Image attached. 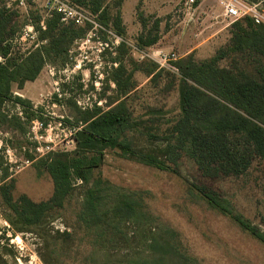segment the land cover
<instances>
[{
  "label": "rangeland",
  "instance_id": "374dc122",
  "mask_svg": "<svg viewBox=\"0 0 264 264\" xmlns=\"http://www.w3.org/2000/svg\"><path fill=\"white\" fill-rule=\"evenodd\" d=\"M124 1L108 0V14L104 18L80 7L98 27L94 29L92 24L76 27L82 30L81 38L73 43L65 61L47 65L57 70L80 66L73 76L62 77L61 89L67 93L63 96L66 105L63 113L69 118L68 125L83 128L84 115L97 109L108 111L121 102L131 117L130 123L136 125L126 132L124 141L132 143L133 148L143 154L165 162L176 173L144 165L117 148H108L103 152V162L95 170L94 179L141 195L147 213L156 219L152 253L156 257H169L167 264H264V245L242 230L233 218L212 208L196 190L205 187L215 191L229 202L234 215L264 232V159L254 161L252 167L238 177L206 178L198 171L195 158L188 151L180 153L168 149L169 143H175L172 129L182 114L181 76L176 63L189 56L201 63L210 61L220 49L227 52L233 24L226 20L218 0H197L196 16L190 21L175 11L163 18L145 15L141 1L137 7L140 33L129 35L122 16ZM8 3L9 0H0L1 7L14 8L8 7ZM42 5L28 1L29 18L38 39L37 28L45 30L41 22L45 24L53 17L47 16ZM117 17L121 21L120 31L115 27ZM132 21L130 18L129 23ZM25 23L22 17H13L9 23L8 36L13 40L8 59L21 61L29 51L35 50L33 43L20 40ZM209 23L226 26V29L206 41L210 35ZM169 30L171 34L159 40ZM140 37L143 41L154 37L158 41L142 46L138 43ZM117 38V46L112 45ZM99 42H106L108 47L101 50ZM250 56L227 52L216 66L229 69L238 66L245 74L260 76L259 70L264 72V59ZM3 62L5 60L0 58V63ZM120 64L125 72L121 89L113 81ZM47 65L37 77L38 87L26 82L24 92L14 84L11 95L0 105L7 121L15 119L24 127L21 132L0 121V264H92L91 252L97 250L89 245L88 230L77 218L88 185L73 179L72 191L62 209L40 212L32 207L49 201L54 191L43 161L53 160L58 155H72L77 150L76 146L74 150L54 152L44 158L35 155V143L29 136L30 122L33 119L45 124L51 121L40 104L37 110L32 109V105L40 102L41 94L52 91ZM128 75L130 80L125 82ZM15 98L30 103V109H22V117L17 115ZM76 100L87 103L86 108L81 110ZM100 101L102 106L98 105ZM9 148L17 150L18 158L30 163L25 162L21 170H17L6 154ZM176 160L177 166L172 162ZM159 225L173 231L174 239L162 236L158 232ZM128 252L127 249L121 251L122 254Z\"/></svg>",
  "mask_w": 264,
  "mask_h": 264
},
{
  "label": "trees",
  "instance_id": "16d2710c",
  "mask_svg": "<svg viewBox=\"0 0 264 264\" xmlns=\"http://www.w3.org/2000/svg\"><path fill=\"white\" fill-rule=\"evenodd\" d=\"M68 1L100 14L101 18L108 14V0ZM13 17H20L15 8L0 6V58L5 60L0 63V105L11 95L14 84L23 89L26 82L37 79L45 65L64 62L73 43L81 38L82 30L72 24H62L59 15L53 14L46 20L45 30L37 28L42 44L21 61L8 59L13 40L8 36V26ZM37 19L40 20L38 12ZM120 23L117 17L115 27L119 31ZM231 36L229 54L264 59V23L252 18L238 20L232 25ZM157 41L155 37L148 41H143L142 37L138 39L140 45L147 47ZM227 52L220 49L210 61L201 63L195 62L192 56L176 63L181 76L182 114L172 129L175 143H169L168 149L180 153L188 151L194 156L198 171L206 178L238 177L247 172L254 161L264 159V72L259 70L260 76L254 77L241 72L238 66L233 69L217 67L216 63ZM253 63L256 65L255 61ZM124 75L120 64L113 76L120 89ZM129 80L128 75L125 82ZM15 101L30 109L28 101L21 98ZM130 119L121 102L105 112L97 109L87 113L83 116L85 126L76 134L77 150L72 155H58L53 160L43 161L54 191L49 201L32 206L38 211L62 209L72 191L73 179L89 186L77 218L88 230L89 245L97 248L89 258L92 264H167L169 259L152 253L156 219L147 213L141 195L94 179L95 170L103 162V152L108 148H117L144 165L176 173L165 162L143 154L134 149L132 143L124 141L126 132L136 126ZM0 121L24 131L19 121H7L1 111ZM172 162L177 166L178 160ZM196 190L212 208L233 218L242 230L264 245V232L234 215L228 201L205 187ZM159 226L162 236L174 239L173 231ZM124 249L129 252L122 254Z\"/></svg>",
  "mask_w": 264,
  "mask_h": 264
},
{
  "label": "built area",
  "instance_id": "2783aa9c",
  "mask_svg": "<svg viewBox=\"0 0 264 264\" xmlns=\"http://www.w3.org/2000/svg\"><path fill=\"white\" fill-rule=\"evenodd\" d=\"M28 1L36 4L37 2L43 3V7L47 13V16H53L57 14L60 17L62 24H72L75 27H83L88 24H92L93 28L96 29L98 25L94 22L87 12L70 3L68 0H9L8 7L14 6L18 11L20 17H22L26 23L22 29L20 36L21 41H29L34 44L35 49L40 46L38 40V34L30 21L28 14ZM221 6L226 20L233 24L238 20L244 18H252L257 22L264 23V0H255L250 2L248 0H218ZM24 11L25 13H21ZM177 12L182 14L184 19L192 20L196 16L197 12V0H181L178 4ZM42 27L45 29L44 22H41ZM118 44V38L112 45ZM101 50L108 47L106 42L98 43ZM32 50V49H31ZM30 52V51H29ZM48 74L52 78V91L41 94L40 102L32 105L33 110H37L38 104L41 108L48 112L51 121L45 124L39 119H33L30 122L29 136L34 141V151L38 158L48 157V155L54 152H68L74 150L77 146L76 134L81 130L82 126L68 125L66 120L68 116L63 113L65 112V103H63L64 93L61 89V83H63L62 77L65 74L73 76L79 69L80 66L67 67L63 70H57L56 68L47 65ZM59 99L58 101L56 99ZM17 103V102H16ZM76 104L81 110L86 108V104L81 100H76ZM102 106V101L98 103ZM17 108V115L22 117L24 107L19 103L15 104ZM23 107V108H22ZM49 110V111H48ZM7 156L11 164H15L17 170H21L25 162L23 158H18L17 150L9 148L6 151ZM15 158V161H13ZM15 162V163H12ZM81 182V181H80Z\"/></svg>",
  "mask_w": 264,
  "mask_h": 264
},
{
  "label": "crops",
  "instance_id": "0c3cea01",
  "mask_svg": "<svg viewBox=\"0 0 264 264\" xmlns=\"http://www.w3.org/2000/svg\"><path fill=\"white\" fill-rule=\"evenodd\" d=\"M141 1L144 3L142 12H144L145 15L152 14L153 16H157L158 18H163L168 14L173 13L174 11L177 12L175 8L181 0H125L122 5V16L124 25L127 27V34L129 35H138L140 33L139 22H137V7H139ZM130 18L133 19V21L129 23ZM209 26L210 35L206 41L214 39L226 29V26L217 25L215 23H209ZM171 32V30L167 31V33L159 40L168 37ZM39 84L40 82L38 79L35 82H32V85L35 87H38ZM26 90L27 87H25V89H23L22 91L25 92Z\"/></svg>",
  "mask_w": 264,
  "mask_h": 264
}]
</instances>
